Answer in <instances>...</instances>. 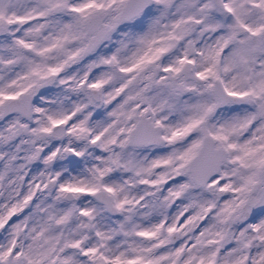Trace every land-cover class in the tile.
<instances>
[{"label": "snow or ice", "instance_id": "6c2138e0", "mask_svg": "<svg viewBox=\"0 0 264 264\" xmlns=\"http://www.w3.org/2000/svg\"><path fill=\"white\" fill-rule=\"evenodd\" d=\"M0 264H264V0H0Z\"/></svg>", "mask_w": 264, "mask_h": 264}]
</instances>
